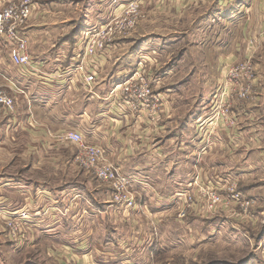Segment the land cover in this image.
Segmentation results:
<instances>
[{
    "label": "crops",
    "instance_id": "1",
    "mask_svg": "<svg viewBox=\"0 0 264 264\" xmlns=\"http://www.w3.org/2000/svg\"><path fill=\"white\" fill-rule=\"evenodd\" d=\"M10 1L13 0H0V4ZM111 1H116L113 9L118 7L115 14L129 2ZM145 1L137 0L139 7L146 6ZM153 3L160 4L156 6L159 13L167 15H182L196 4L203 10L206 8V21L201 24L235 31L237 28L238 33L231 38L221 35L218 44H208L215 45L213 57L218 53L216 69L221 74L224 68L217 79L220 92L226 79L225 70L245 57V51L240 48L244 49L243 31H247L259 49L255 56L254 97L245 102L236 96L230 99L229 118L234 124L227 128L225 119L214 116L216 99L208 103L202 96L193 106L191 98L181 100L178 96L190 93L188 85L162 86L165 78L196 77V73L181 72L179 67L172 66L176 61L162 69L156 54H146L150 53V42H144L134 56L123 53L125 45L118 50L113 43L99 58H89L87 64L95 72L96 80L88 90L86 74L69 69L80 63L75 54L81 46L78 48L74 37L70 42L71 55L64 51L69 40L63 39V48L55 56H35L30 52L31 63L17 65L12 60L11 47L0 36V92L14 96L16 101L14 111L0 106V240L9 242L14 251L37 255L43 251L46 263L101 264L97 262L99 251L88 240L94 235L93 228L86 231L79 226L84 222L97 224L102 219L111 222L113 217L123 220L129 216V209L112 203L109 186L76 161L78 147L67 141L65 135L77 131L87 142L101 146L109 160L133 177L132 187L138 203L162 205L169 201L168 207L174 206L178 211L182 208L181 192L191 188L196 177L204 183L227 176L237 178L240 190L255 201L251 219H237L225 212L210 213L202 205L189 213L196 212L208 220L223 217L235 228L245 227L243 233L258 237L262 245L255 248L257 258L244 264H264V0H154ZM38 12L35 5L32 19L39 16ZM212 15H218V22H213ZM32 19L23 30L29 37L30 47ZM156 46L161 54L166 52L160 45ZM148 61L157 64L156 73L149 72ZM201 61L208 63L210 58L202 57ZM140 66H144L146 77L152 82L155 76L159 79L156 78L153 86L163 100L152 117L123 113L107 99L111 89ZM198 70L199 77L206 81L205 84L201 80L202 95L208 92L207 78L211 70L208 64ZM22 208L31 212L34 223L25 225L20 239L14 241L3 215ZM66 223L77 224L74 244L64 240L59 241L61 244L53 240L39 241L41 225L42 229H49ZM73 246L75 249L71 250ZM157 251L153 249V253Z\"/></svg>",
    "mask_w": 264,
    "mask_h": 264
},
{
    "label": "rangeland",
    "instance_id": "2",
    "mask_svg": "<svg viewBox=\"0 0 264 264\" xmlns=\"http://www.w3.org/2000/svg\"><path fill=\"white\" fill-rule=\"evenodd\" d=\"M128 1L123 9L135 7L136 13L127 15L134 18L135 26L129 32L118 35L112 43L118 46V50H120V46L125 45L123 53L134 56L139 52V47L143 46L144 42H150L148 45L150 53L146 54L150 56L156 54L162 69L176 61L177 63L175 62L176 64L174 63L172 66L179 67L181 72H187L189 75L196 73V77L183 75L182 77L165 78V84L162 86L167 88L170 84L176 85V87L188 85V89L191 91L189 94L178 95L182 97L181 100L191 98L190 102L194 106L196 99L203 96L208 103H212L220 92L218 88L220 82L217 83V79L224 68L220 74V71L216 69L219 63L215 61L218 53L214 57L212 55L215 52V45L208 44H218L221 35L231 38L233 34L238 33L237 28L235 31L229 28L221 29L220 26L201 24L200 22L206 21L207 12L206 8L203 10V8L195 6L196 4L193 7L189 6L186 12H182V15H167L159 13L156 6H160V4H154V0H146V6L143 7L136 6L137 0ZM111 2L109 3V0H45L38 3L40 14L37 18L36 15L33 19L31 17L30 21V30L33 35L29 51L35 56L37 54L55 56L58 49L63 48L62 40L64 39L69 40L67 42L69 45L64 47V51L67 55L69 53L71 55L73 49L70 46L74 38L79 40L83 32L89 28L99 27L119 13L115 14L114 11L118 7L113 9L116 1ZM133 2L135 6L132 7ZM212 16H215L213 22H218V15ZM221 18L225 20L226 17ZM247 34V31H243L246 41L244 49L242 46L240 48L241 51H245V57L235 61L225 72L228 73L233 66L251 59L255 76L254 90L257 76L255 56L259 49H257L255 39L249 38ZM60 41L62 42L60 43ZM156 45H160V48L166 52L161 54ZM155 49L158 52H155ZM219 49L222 50L221 46ZM202 57L210 58V61L202 62ZM149 62H147L149 72L156 73L157 64ZM150 64L154 66L151 67ZM207 64L211 70L208 72L209 78H207L208 92L205 90L206 93L200 95L201 80L205 81V79L199 77L200 71L197 69H201ZM55 69H57L56 65ZM156 78L157 76L155 79L152 78L155 80L152 83L157 81L158 78ZM218 181L206 184L214 187ZM196 182L204 184L201 178L196 177L191 184L192 187L187 189H196ZM134 192L136 193L135 190ZM168 203L169 201L162 205H152L141 202L137 204L136 208L127 210L129 216L124 218L125 220H121L122 217L119 216V219L111 218V222L102 219L97 224L82 223L79 227L86 231L90 228L94 230V235L88 240L92 241L90 244L99 251L97 252L99 259H96L97 262L101 264H155L153 262H160L159 264H244L257 258L255 257L258 256L255 248L262 243L258 241V237L253 238L248 233L244 234L245 227L244 229L235 228L223 217L208 220L207 217L196 212H184L183 208L176 211L174 206L168 207ZM118 214L120 215V213ZM76 226L75 223L57 224L49 230L42 229L41 225L38 231L39 241L41 240L43 243L42 241L53 240L61 244L62 242L59 241L64 240L67 244L72 245L74 244V231L77 230ZM259 233H256L255 236H258ZM48 235L51 236V239ZM75 247L77 246L75 245ZM13 249L15 248L9 242H4L3 239L1 243L0 240V264H38L39 261L41 264H45L47 261L43 251L38 255L35 252L20 254ZM70 249L75 248L73 246ZM153 249L155 251L158 249V251L153 253ZM100 260L102 261L100 262ZM46 264L53 263L47 262Z\"/></svg>",
    "mask_w": 264,
    "mask_h": 264
},
{
    "label": "built area",
    "instance_id": "3",
    "mask_svg": "<svg viewBox=\"0 0 264 264\" xmlns=\"http://www.w3.org/2000/svg\"><path fill=\"white\" fill-rule=\"evenodd\" d=\"M43 1L45 0H13L5 5L0 4V36L11 47L12 60L17 65L31 63L30 41L23 30L31 18L34 6ZM134 4L133 2L131 6H135ZM136 6L139 7L137 2ZM130 13H136L135 7L123 9L97 28H89L78 40V48L81 47L75 57L80 63L69 69H77L86 74L85 84L88 90L96 80L95 72L90 70L87 64L89 58H99L105 54L118 35L129 32L135 26L134 18L127 16ZM254 77L251 59L233 66L226 74L224 86L215 100L214 116L218 115L219 118L225 119L227 128L234 124L229 118L230 99L236 96L240 101L245 102L253 98ZM152 84V81L146 77L144 66H140L123 82L116 84L107 99L110 98L112 105L118 111L131 113L137 117L144 114L152 117L161 107L163 100ZM0 106L14 111L16 106L14 96L0 92ZM65 138L77 145L79 151L76 161L79 165L109 186L113 204L125 209L137 207V196L132 187L133 177L123 173L120 167L109 160L101 146L87 142L85 136L77 131H69ZM196 186V189H186L181 192L182 211L187 212L202 205L210 213L225 212L231 217L244 220L253 217L252 208L255 201L240 190L237 178L227 176L220 179L214 187L198 182ZM33 217L31 212L24 208L3 215L4 224L14 241L20 239L25 225L34 223Z\"/></svg>",
    "mask_w": 264,
    "mask_h": 264
},
{
    "label": "trees",
    "instance_id": "4",
    "mask_svg": "<svg viewBox=\"0 0 264 264\" xmlns=\"http://www.w3.org/2000/svg\"><path fill=\"white\" fill-rule=\"evenodd\" d=\"M241 189V188H240Z\"/></svg>",
    "mask_w": 264,
    "mask_h": 264
}]
</instances>
